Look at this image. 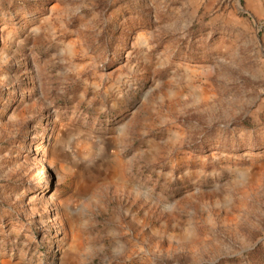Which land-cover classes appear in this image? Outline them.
Segmentation results:
<instances>
[{
  "label": "rangeland",
  "instance_id": "374dc122",
  "mask_svg": "<svg viewBox=\"0 0 264 264\" xmlns=\"http://www.w3.org/2000/svg\"><path fill=\"white\" fill-rule=\"evenodd\" d=\"M0 264H264V0H0Z\"/></svg>",
  "mask_w": 264,
  "mask_h": 264
}]
</instances>
